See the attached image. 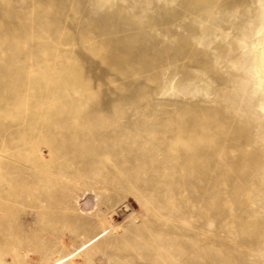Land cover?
Returning a JSON list of instances; mask_svg holds the SVG:
<instances>
[{
  "label": "rangeland",
  "instance_id": "374dc122",
  "mask_svg": "<svg viewBox=\"0 0 264 264\" xmlns=\"http://www.w3.org/2000/svg\"><path fill=\"white\" fill-rule=\"evenodd\" d=\"M0 264H264V0H0Z\"/></svg>",
  "mask_w": 264,
  "mask_h": 264
}]
</instances>
